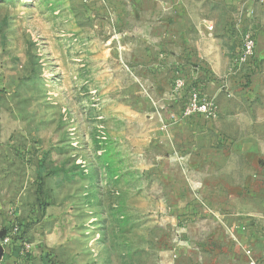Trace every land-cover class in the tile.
Wrapping results in <instances>:
<instances>
[{"label": "rangeland", "instance_id": "374dc122", "mask_svg": "<svg viewBox=\"0 0 264 264\" xmlns=\"http://www.w3.org/2000/svg\"><path fill=\"white\" fill-rule=\"evenodd\" d=\"M246 31L249 87L198 82L241 125L193 128L175 81ZM259 85L264 0H0V264H264V180L233 187L216 153Z\"/></svg>", "mask_w": 264, "mask_h": 264}, {"label": "crops", "instance_id": "0c3cea01", "mask_svg": "<svg viewBox=\"0 0 264 264\" xmlns=\"http://www.w3.org/2000/svg\"><path fill=\"white\" fill-rule=\"evenodd\" d=\"M252 33V32H251ZM224 62V63H223ZM218 62L216 66L213 67V71H211L208 68H201L200 66L194 67L197 68V72L193 74L198 76V79H202L204 81V84L211 85L212 87H217L221 85V79L226 75L229 64L226 61ZM256 81V80H255ZM254 81V82H255ZM209 82V83H208ZM205 85V86H207ZM222 86V85H221ZM256 83L253 84L252 89L256 88ZM203 87V85H202ZM260 90L264 89V85H259ZM222 91L225 92L223 88H221ZM226 93V92H225ZM249 95H253L252 92H249ZM248 96V95H247ZM234 102V101H232ZM243 105H246L247 103L242 101ZM258 106L260 108H263L264 113V98L258 102ZM251 106V104H248V107ZM224 105L221 106L223 109ZM223 110H221L219 117L217 120H205L202 118H197L192 121H188L193 125V128L197 127H207V129L212 128L214 125H222V123H230L232 121L229 119V116L231 114H223ZM239 115H244V121H243V130H240L238 132H233L232 135H229L228 138L231 142L230 146L224 149L218 150L216 153L220 155H226L227 159L229 160L228 165H226L227 171L231 172V176L227 178L228 181H230V185L233 187L242 185L243 187H250L253 176V171H259L260 172V185L262 184V181L264 180L263 172H264V114L259 115V117L253 118L251 114H245L241 113ZM238 115V116H239ZM187 121V120H186ZM235 121V122H234ZM233 124L241 125L238 118L232 121ZM248 127L249 129H246ZM259 127V128H258ZM238 160H243V164L240 165ZM239 171H243V177L241 180V183H236V174ZM264 187V186H263ZM261 199L264 198V188H261L260 190ZM235 199V197L233 196ZM236 203V201L234 202ZM248 205L244 204V215H246L248 208ZM9 261H6L8 263Z\"/></svg>", "mask_w": 264, "mask_h": 264}, {"label": "built area", "instance_id": "2783aa9c", "mask_svg": "<svg viewBox=\"0 0 264 264\" xmlns=\"http://www.w3.org/2000/svg\"><path fill=\"white\" fill-rule=\"evenodd\" d=\"M256 48L257 41L255 36L251 32L246 31L243 35V44L240 54H238L233 66L228 69L226 75L221 79V84H223V86L226 84L230 76H234V74L237 72L239 73L240 70L244 68L248 73V76L242 79L240 83L244 88L249 87L251 78L260 72L256 58ZM195 72H197V68H195L194 73ZM198 82V76L195 77V82L190 85L184 78H178L175 81L176 89H188V99L182 107L180 116L183 120L187 121H192L197 118L215 121L220 114L219 106L214 100L209 99L203 94ZM223 89L229 97L232 96V93L228 91V89L226 90L225 87H223Z\"/></svg>", "mask_w": 264, "mask_h": 264}]
</instances>
